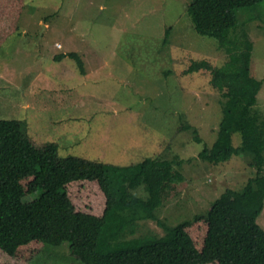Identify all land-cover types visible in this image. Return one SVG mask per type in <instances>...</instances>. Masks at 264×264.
Masks as SVG:
<instances>
[{
    "label": "rangeland",
    "instance_id": "374dc122",
    "mask_svg": "<svg viewBox=\"0 0 264 264\" xmlns=\"http://www.w3.org/2000/svg\"><path fill=\"white\" fill-rule=\"evenodd\" d=\"M191 1L25 0L18 30L0 47V118L26 121L36 143H57L62 157L121 167L155 155L174 162L181 177L169 186L177 194L157 210L161 221L139 219L136 228L125 229L126 237L164 236L167 227L207 213L226 188L241 189L255 175L247 155L220 163L200 157L218 136L223 97L210 69L193 75L182 69L192 59L222 65L235 55L227 50L252 42V75L264 78V0L236 10L230 36L240 40L231 45L196 32ZM168 26L170 41L163 45ZM72 51L84 60L85 73L69 55L57 58ZM170 69L175 73L167 74ZM255 109L264 115V87ZM233 144H242L240 131ZM113 176L119 181L122 174ZM145 186L134 192L147 197ZM258 222L264 226V211ZM124 223L113 221L108 230ZM32 264L84 262L64 242L47 245Z\"/></svg>",
    "mask_w": 264,
    "mask_h": 264
},
{
    "label": "trees",
    "instance_id": "16d2710c",
    "mask_svg": "<svg viewBox=\"0 0 264 264\" xmlns=\"http://www.w3.org/2000/svg\"><path fill=\"white\" fill-rule=\"evenodd\" d=\"M259 1L192 0L188 12L198 34L231 45L240 40L230 36L238 24L236 10ZM24 6L25 0H0V47L18 30ZM172 28H166L163 45ZM229 51L235 55L222 65L192 59L182 71L193 75L210 69V82L223 97V115L216 140L199 155L214 163L249 156L255 175L241 189L226 188L207 213L167 227L164 236L126 237L139 219L161 221L157 210L177 194L169 186L181 177L173 161L155 155L121 167L62 157L57 143H36L26 121L0 118V264H32L47 245L64 242L84 264H264V228L258 222L264 209V115L255 109L264 78L252 75V42ZM67 55L86 72L78 52L57 58ZM182 127L193 128L201 140L193 125ZM235 131L242 134L238 146L233 144ZM116 173L121 180L114 178ZM144 183L147 197L134 192ZM34 193L38 196L26 199ZM121 218L124 226L109 231L111 222Z\"/></svg>",
    "mask_w": 264,
    "mask_h": 264
},
{
    "label": "crops",
    "instance_id": "0c3cea01",
    "mask_svg": "<svg viewBox=\"0 0 264 264\" xmlns=\"http://www.w3.org/2000/svg\"><path fill=\"white\" fill-rule=\"evenodd\" d=\"M263 211H264V209H263ZM263 211H262V212H263ZM262 212H261V213H262ZM260 215H261V214H260ZM262 227L264 228V226H262Z\"/></svg>",
    "mask_w": 264,
    "mask_h": 264
}]
</instances>
